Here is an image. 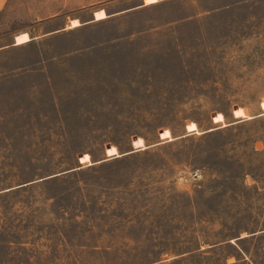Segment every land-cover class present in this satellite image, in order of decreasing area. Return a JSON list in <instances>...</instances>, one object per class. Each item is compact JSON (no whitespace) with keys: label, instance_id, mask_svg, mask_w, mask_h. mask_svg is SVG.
I'll use <instances>...</instances> for the list:
<instances>
[{"label":"rangeland","instance_id":"obj_1","mask_svg":"<svg viewBox=\"0 0 264 264\" xmlns=\"http://www.w3.org/2000/svg\"><path fill=\"white\" fill-rule=\"evenodd\" d=\"M0 264H264V0H0Z\"/></svg>","mask_w":264,"mask_h":264},{"label":"bare ground","instance_id":"obj_2","mask_svg":"<svg viewBox=\"0 0 264 264\" xmlns=\"http://www.w3.org/2000/svg\"><path fill=\"white\" fill-rule=\"evenodd\" d=\"M156 1L157 0H144V4L155 3ZM105 17H106V14L104 13L103 10H99V11H96L94 13V20H100V19H103ZM79 25H80L79 21L72 20V21L69 22L68 27H76V26H79ZM27 41H29V37H28L27 33L23 32V33H20V34H18L16 36L15 44H22V43H25ZM242 111H243V109H242ZM242 114H243V118H250V116H246V115H244V113H242ZM258 145H259L260 148L262 147V144L259 141H258Z\"/></svg>","mask_w":264,"mask_h":264},{"label":"water","instance_id":"obj_3","mask_svg":"<svg viewBox=\"0 0 264 264\" xmlns=\"http://www.w3.org/2000/svg\"><path fill=\"white\" fill-rule=\"evenodd\" d=\"M216 115V114H215ZM214 115V116H215ZM213 116V117H214ZM240 119H238V118H234V120H232V121H230L229 123H227V125L228 124H234V123H236V122H238ZM214 129H216V128H209V129H206L205 131H204V133H207V132H210V131H213Z\"/></svg>","mask_w":264,"mask_h":264}]
</instances>
